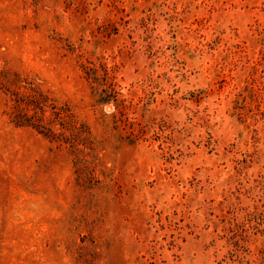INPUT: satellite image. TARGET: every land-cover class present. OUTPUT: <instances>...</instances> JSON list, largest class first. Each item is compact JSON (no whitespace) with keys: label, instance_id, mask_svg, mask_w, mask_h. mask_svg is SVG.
Masks as SVG:
<instances>
[{"label":"rangeland","instance_id":"obj_1","mask_svg":"<svg viewBox=\"0 0 264 264\" xmlns=\"http://www.w3.org/2000/svg\"><path fill=\"white\" fill-rule=\"evenodd\" d=\"M0 264H264V0H0Z\"/></svg>","mask_w":264,"mask_h":264},{"label":"trees","instance_id":"obj_2","mask_svg":"<svg viewBox=\"0 0 264 264\" xmlns=\"http://www.w3.org/2000/svg\"><path fill=\"white\" fill-rule=\"evenodd\" d=\"M16 102L13 110V120L18 126H33L39 130L45 127L48 118L46 117L47 109L43 100L25 96L17 98ZM30 109L33 110L32 114L29 113ZM44 134L52 140H57V137H59L55 132H44Z\"/></svg>","mask_w":264,"mask_h":264}]
</instances>
